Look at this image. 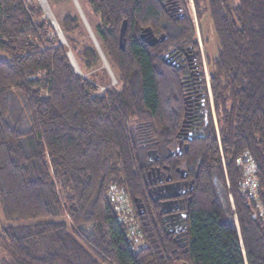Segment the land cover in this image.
<instances>
[{
    "label": "trees",
    "instance_id": "16d2710c",
    "mask_svg": "<svg viewBox=\"0 0 264 264\" xmlns=\"http://www.w3.org/2000/svg\"><path fill=\"white\" fill-rule=\"evenodd\" d=\"M167 1L89 0L102 52L78 12L60 19L81 70L107 86L95 94L36 1L0 0V264H264V0H193L219 40L208 58L219 132L208 103L202 134L170 158L181 118L162 52L190 42L196 26L190 0L184 22L168 15ZM147 27L167 39L151 46L141 37ZM153 146L194 180L185 238L149 185ZM246 153L257 199L241 187ZM113 186L131 198L137 245L117 218Z\"/></svg>",
    "mask_w": 264,
    "mask_h": 264
},
{
    "label": "flooded vegetation",
    "instance_id": "af4514ba",
    "mask_svg": "<svg viewBox=\"0 0 264 264\" xmlns=\"http://www.w3.org/2000/svg\"><path fill=\"white\" fill-rule=\"evenodd\" d=\"M182 2L184 1L171 2L168 0L166 2L168 15L175 21L184 22L188 18V8ZM189 30H185L186 33ZM199 46L198 39L192 37L190 42L176 41L163 48L162 57L168 65L167 74L169 73L177 84L175 93L181 118L177 135L178 143L174 148L168 147L165 153L167 158L181 154L186 150L185 146L203 132V119L208 114V103H211L213 92L211 80L210 87L208 86L203 55ZM154 149H156L155 146L148 149L151 151L147 169L149 185L161 203L168 225L174 227L173 232L177 236L185 238L187 210L192 202L190 192L193 190L194 180L188 177V172H186V177L182 176L179 170L181 166L172 169L170 165L159 160L160 156L155 158ZM169 150L176 151V153L168 156ZM197 173L198 169L195 174L198 175Z\"/></svg>",
    "mask_w": 264,
    "mask_h": 264
},
{
    "label": "rangeland",
    "instance_id": "374dc122",
    "mask_svg": "<svg viewBox=\"0 0 264 264\" xmlns=\"http://www.w3.org/2000/svg\"><path fill=\"white\" fill-rule=\"evenodd\" d=\"M36 1L43 10V17L51 23V25L54 28V31L52 32L55 33V35L61 40L63 44H65L69 48V43L67 40V37L61 28L60 25V19H62L64 16L68 14H75L78 12L80 16L82 17L85 26L87 28V31L89 33L90 38L93 40L94 44L96 45L97 49L102 52V47L95 35L94 32V27L99 23V17L96 15L89 3V0H34ZM189 9L191 14L194 17L195 21V26H196V33L193 34L192 37H195L198 39L199 42V47L201 49V53L203 55V60H204V67L206 69L207 73V80H208V86L210 87V66H209V61L208 58L209 56H213L217 53L218 47H219V40L217 38V35L215 33V30L213 28V23L210 18L209 13H205L202 17V22H199V19L196 17V9H195V4L193 0H190L189 3ZM55 22V24L53 23ZM163 43V42H161ZM69 57L74 64L75 69L82 74L85 78H88L89 81L96 86V92L95 94H102L107 86L104 84H101L98 80H96L93 76L92 72H83L79 66V64L76 61V58L72 52V50L69 48ZM74 60V61H73ZM103 66L107 68L110 76H111V82L110 85H117L118 84V79L112 68L110 67V64L107 60V58H104V63ZM211 103H213V97L211 95ZM214 105L212 106L213 109ZM215 110V107H214ZM218 126V124H217ZM139 155L142 161L146 159V156L148 157V152L146 153L144 150L139 151ZM115 186L111 187L114 188ZM131 199V198H130Z\"/></svg>",
    "mask_w": 264,
    "mask_h": 264
},
{
    "label": "built area",
    "instance_id": "2783aa9c",
    "mask_svg": "<svg viewBox=\"0 0 264 264\" xmlns=\"http://www.w3.org/2000/svg\"><path fill=\"white\" fill-rule=\"evenodd\" d=\"M53 23L55 24L54 21ZM213 111H214V107H213ZM214 118H215L217 132H219L215 112H214ZM243 162H244V167H243L244 178L241 184L242 191L244 193L251 195L254 199H257L258 186H259L256 178L257 165L253 160L252 156L248 153L245 154ZM109 197L112 200V203L115 207V211L117 212V218L126 225L127 236L131 241L130 243L133 245L139 244L143 240V233L140 229L139 223L136 220L134 209L129 195L124 190L114 187L109 192ZM229 201H230L231 209L234 210L235 203L232 194L229 195ZM257 205L260 215L264 216L262 204L258 200H257ZM235 221L237 226L239 227L238 219L236 215H235ZM239 235H240L241 244L243 245L241 234L239 233ZM243 252L245 255L244 249Z\"/></svg>",
    "mask_w": 264,
    "mask_h": 264
},
{
    "label": "water",
    "instance_id": "95a60500",
    "mask_svg": "<svg viewBox=\"0 0 264 264\" xmlns=\"http://www.w3.org/2000/svg\"><path fill=\"white\" fill-rule=\"evenodd\" d=\"M125 30H126V23L123 24L122 29H121V40H122V43L124 42ZM141 37L143 39H145V41H147L151 46H154L157 43L164 42L167 39L168 35L165 32H162V33L157 35V34H155L154 30L151 27H147V28H145L142 31ZM185 149L186 150L188 149V145L185 146ZM155 152L157 154V157H159L158 150H156ZM175 153H176V151L169 150L168 156L169 155H174ZM149 156H150V152H149ZM150 159H151V157H150ZM179 170L182 172V176L186 177L187 170L185 168H180ZM191 186H192V183H191ZM182 264H190V263L183 262Z\"/></svg>",
    "mask_w": 264,
    "mask_h": 264
},
{
    "label": "bare ground",
    "instance_id": "6f19581e",
    "mask_svg": "<svg viewBox=\"0 0 264 264\" xmlns=\"http://www.w3.org/2000/svg\"><path fill=\"white\" fill-rule=\"evenodd\" d=\"M74 61V60H73Z\"/></svg>",
    "mask_w": 264,
    "mask_h": 264
}]
</instances>
